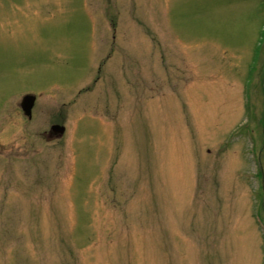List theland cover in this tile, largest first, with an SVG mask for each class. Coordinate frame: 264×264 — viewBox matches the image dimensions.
<instances>
[{"label":"rangeland","instance_id":"374dc122","mask_svg":"<svg viewBox=\"0 0 264 264\" xmlns=\"http://www.w3.org/2000/svg\"><path fill=\"white\" fill-rule=\"evenodd\" d=\"M0 264H264V0H0Z\"/></svg>","mask_w":264,"mask_h":264},{"label":"water","instance_id":"95a60500","mask_svg":"<svg viewBox=\"0 0 264 264\" xmlns=\"http://www.w3.org/2000/svg\"><path fill=\"white\" fill-rule=\"evenodd\" d=\"M33 99H34V96L30 95V94L24 95L22 97L21 108L23 109V111L25 113H28V111L30 110V108H31V106L33 104ZM63 131H64V127L63 126L52 125L49 128V131L46 134V136H47L48 139L60 138L62 136V134H63Z\"/></svg>","mask_w":264,"mask_h":264},{"label":"flooded vegetation","instance_id":"af4514ba","mask_svg":"<svg viewBox=\"0 0 264 264\" xmlns=\"http://www.w3.org/2000/svg\"><path fill=\"white\" fill-rule=\"evenodd\" d=\"M27 94H30V95H33L34 96V99H33V104H32V106H31V108H30V110L28 111V113H25L24 111H23V109L21 108V100H22V97L24 96V95H27ZM37 96L36 95H34V94H32V93H25V94H23L22 96H21V98H20V100H19V102L17 103V107H18V114L20 115V116H22V118H25L26 119V121H30L32 118H33V114L34 113H36V111H37ZM56 124H58V123H53V124H50V126H52V125H56ZM49 126V127H50ZM46 132L47 131H44V132H42L41 134L42 135H44V136H46ZM47 137V136H46Z\"/></svg>","mask_w":264,"mask_h":264}]
</instances>
